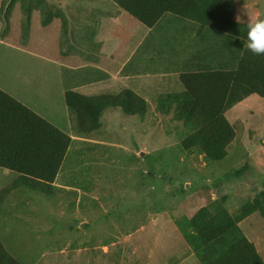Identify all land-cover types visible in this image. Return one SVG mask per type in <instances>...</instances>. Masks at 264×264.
Masks as SVG:
<instances>
[{
    "label": "rangeland",
    "instance_id": "obj_1",
    "mask_svg": "<svg viewBox=\"0 0 264 264\" xmlns=\"http://www.w3.org/2000/svg\"><path fill=\"white\" fill-rule=\"evenodd\" d=\"M231 1L234 20L239 16L246 25L264 19V0ZM0 4V19L8 26L12 18L15 35L30 52L23 56L32 84H14L11 94L71 138L52 195L20 187L0 204V241L6 251L21 264H176L185 258L188 264H199L182 238V221L223 197L226 210L236 213L264 190V99L248 96L224 113L235 138L218 162L187 149V130L172 120V113L165 115L157 107L159 94L181 91L177 77L166 88L157 87L161 82L153 76L149 79L152 85L138 95L148 104L145 114L108 109L98 131L75 137L64 92L86 97L121 92L119 85L100 89L92 84L112 76L131 54L140 56L138 46L147 28L111 0ZM163 19L170 24L183 20L170 14ZM163 33L169 37L176 29L164 27ZM187 34L192 37L193 32L188 29ZM202 36L214 46L208 45L213 51L208 54L201 46V71L236 69L244 44L239 49L233 38L229 50L221 46L226 35L201 30ZM168 48L176 54V43ZM55 52L66 60L60 61ZM194 61L189 60L193 66ZM17 178L0 168V190ZM240 229L256 243L264 263V219L254 213Z\"/></svg>",
    "mask_w": 264,
    "mask_h": 264
},
{
    "label": "trees",
    "instance_id": "obj_2",
    "mask_svg": "<svg viewBox=\"0 0 264 264\" xmlns=\"http://www.w3.org/2000/svg\"><path fill=\"white\" fill-rule=\"evenodd\" d=\"M111 1L146 28L170 14L197 24L201 30L226 35L228 40L223 46L229 50L233 38L238 40L239 49L245 42L247 28L233 19L235 5L231 0ZM177 80L181 91L156 98L159 111L172 113V120L182 123L188 133L183 140L187 149L197 150L208 162L221 161L235 138V130L224 113L248 96L255 94L264 99V55L245 49L234 70L185 72ZM64 104L75 127V137L80 138L101 128L108 109L132 116L143 115L148 108L147 102L130 89L98 97L67 91ZM70 143L69 135L0 90V168L18 175L15 183L0 190V204L20 187L52 195L53 182ZM225 203L224 197L215 200L210 207L203 206L192 218L182 221L181 235L192 254L199 264H264L238 226L254 213L264 219V190L236 213H229ZM0 264H21L1 241Z\"/></svg>",
    "mask_w": 264,
    "mask_h": 264
},
{
    "label": "crops",
    "instance_id": "obj_3",
    "mask_svg": "<svg viewBox=\"0 0 264 264\" xmlns=\"http://www.w3.org/2000/svg\"><path fill=\"white\" fill-rule=\"evenodd\" d=\"M2 9L3 8H1L0 4V13ZM163 18L164 15L152 28H147L148 31L143 35V40L138 46L141 47V54L139 57H135V55L131 54L122 63L118 70L114 71L112 76H108L106 80L92 85L97 86L100 89L118 87V85L124 87L123 90L131 87L130 90L139 95L143 93L145 94L147 92V87L152 85V82L149 80L152 76L161 82L156 85L157 87L162 84L161 86L166 88L171 78L177 77L179 74L183 72L185 73V71H201V46H203V52H207L208 54V52H213L211 50L208 51V45L214 46V44H211L209 39L201 38V29H199L197 24L194 27L191 25V21L188 20H182L180 23L174 21V24H170L168 19L167 21H164L165 19ZM8 19V26H5V23H3L5 21L0 19V31L1 29H4L3 36H0V90L15 99V96L11 94L13 91L12 85L18 84L27 86L28 84H32L31 81L27 80L28 73H31V71L28 63L24 62L23 56V54L30 56V52L27 50V43L21 44L20 37L15 35V30L17 29L15 28L12 18L9 17ZM164 27H174L176 33L164 38ZM188 29L193 32L192 37L187 34ZM19 30V36H21V28H19ZM17 38L18 41L16 40ZM159 40H161V44L159 43ZM227 40L228 39L225 38L221 46H223L224 42ZM14 43H16L17 46H13ZM170 43L177 44L176 54L172 53L174 49L168 48ZM2 47L6 50L11 49L16 50L17 52L4 51ZM158 47H160V50H158ZM213 50H216L214 51L215 55L219 53V47L214 48ZM58 53L60 52H55L54 55H58L61 58L60 61H65L66 57L61 53ZM191 58L195 59L194 66L189 62ZM190 67L193 70H189ZM9 78L15 79V81L9 82ZM4 83L5 86H3ZM261 164L263 166V163ZM247 218L241 221L238 226L240 227ZM257 241H259L258 238L255 242ZM251 243L257 249L256 243L253 241ZM188 262L189 261L185 258L176 264H188Z\"/></svg>",
    "mask_w": 264,
    "mask_h": 264
},
{
    "label": "clouds",
    "instance_id": "obj_4",
    "mask_svg": "<svg viewBox=\"0 0 264 264\" xmlns=\"http://www.w3.org/2000/svg\"><path fill=\"white\" fill-rule=\"evenodd\" d=\"M237 21L239 22V16ZM246 28L243 47L255 55H264V19L249 20Z\"/></svg>",
    "mask_w": 264,
    "mask_h": 264
},
{
    "label": "water",
    "instance_id": "obj_5",
    "mask_svg": "<svg viewBox=\"0 0 264 264\" xmlns=\"http://www.w3.org/2000/svg\"><path fill=\"white\" fill-rule=\"evenodd\" d=\"M186 187V186H185ZM82 228V227H81Z\"/></svg>",
    "mask_w": 264,
    "mask_h": 264
}]
</instances>
